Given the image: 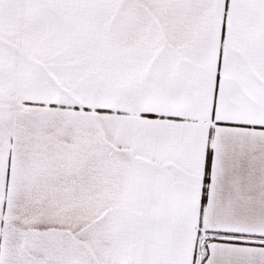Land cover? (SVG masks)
<instances>
[{"label": "snow or ice", "instance_id": "snow-or-ice-1", "mask_svg": "<svg viewBox=\"0 0 264 264\" xmlns=\"http://www.w3.org/2000/svg\"><path fill=\"white\" fill-rule=\"evenodd\" d=\"M0 264H264V0H0Z\"/></svg>", "mask_w": 264, "mask_h": 264}]
</instances>
